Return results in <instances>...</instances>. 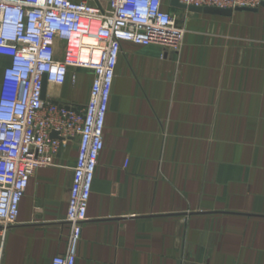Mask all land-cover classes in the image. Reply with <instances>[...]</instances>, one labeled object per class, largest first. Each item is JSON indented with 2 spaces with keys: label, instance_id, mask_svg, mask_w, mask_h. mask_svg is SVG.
<instances>
[{
  "label": "crops",
  "instance_id": "1",
  "mask_svg": "<svg viewBox=\"0 0 264 264\" xmlns=\"http://www.w3.org/2000/svg\"><path fill=\"white\" fill-rule=\"evenodd\" d=\"M175 10L176 52L121 44L75 264H264V9ZM92 78L71 68L43 100L80 110ZM77 144L29 179L0 264L66 253Z\"/></svg>",
  "mask_w": 264,
  "mask_h": 264
},
{
  "label": "built area",
  "instance_id": "2",
  "mask_svg": "<svg viewBox=\"0 0 264 264\" xmlns=\"http://www.w3.org/2000/svg\"><path fill=\"white\" fill-rule=\"evenodd\" d=\"M169 0H0V56L8 93L0 97V261L4 234L36 170L53 165L64 143L77 138L67 202L70 232L64 255L75 264L99 155L115 67L124 42L176 52L183 33ZM186 7L264 9V0H179ZM93 74L84 108L46 104L42 83L62 85L69 69ZM76 77L72 76V81ZM58 137L51 138V133Z\"/></svg>",
  "mask_w": 264,
  "mask_h": 264
},
{
  "label": "water",
  "instance_id": "3",
  "mask_svg": "<svg viewBox=\"0 0 264 264\" xmlns=\"http://www.w3.org/2000/svg\"><path fill=\"white\" fill-rule=\"evenodd\" d=\"M169 7L172 9H181V10H186L192 13H203V14H210V15H222V16H229L233 11H241V10H251V9H246V8H237L234 10L231 9H220V8H214V7H206V8H197V7H186L185 5L179 3V0H169L168 2ZM46 88V82H45V77L43 78V83H42V98L45 92ZM51 138H58L61 140V138L58 137V134L53 132L51 133Z\"/></svg>",
  "mask_w": 264,
  "mask_h": 264
},
{
  "label": "rangeland",
  "instance_id": "4",
  "mask_svg": "<svg viewBox=\"0 0 264 264\" xmlns=\"http://www.w3.org/2000/svg\"><path fill=\"white\" fill-rule=\"evenodd\" d=\"M173 16L175 18V27L177 29H179L182 33H183V37L182 40L184 38V34H185V24L189 22L187 15L183 12H179V11H174L173 12ZM262 43L264 44V40H261Z\"/></svg>",
  "mask_w": 264,
  "mask_h": 264
}]
</instances>
